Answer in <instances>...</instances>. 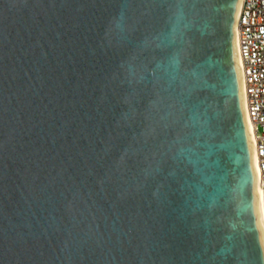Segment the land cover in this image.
<instances>
[{"label": "water", "instance_id": "water-1", "mask_svg": "<svg viewBox=\"0 0 264 264\" xmlns=\"http://www.w3.org/2000/svg\"><path fill=\"white\" fill-rule=\"evenodd\" d=\"M241 3L0 0V264H264Z\"/></svg>", "mask_w": 264, "mask_h": 264}, {"label": "built area", "instance_id": "built-area-1", "mask_svg": "<svg viewBox=\"0 0 264 264\" xmlns=\"http://www.w3.org/2000/svg\"><path fill=\"white\" fill-rule=\"evenodd\" d=\"M236 37L257 185L264 193V0H242Z\"/></svg>", "mask_w": 264, "mask_h": 264}, {"label": "bare ground", "instance_id": "bare-ground-1", "mask_svg": "<svg viewBox=\"0 0 264 264\" xmlns=\"http://www.w3.org/2000/svg\"><path fill=\"white\" fill-rule=\"evenodd\" d=\"M255 162V158H254ZM257 191H258V209L261 219V224H264V193L261 189L258 188L257 185Z\"/></svg>", "mask_w": 264, "mask_h": 264}, {"label": "snow or ice", "instance_id": "snow-or-ice-1", "mask_svg": "<svg viewBox=\"0 0 264 264\" xmlns=\"http://www.w3.org/2000/svg\"><path fill=\"white\" fill-rule=\"evenodd\" d=\"M261 228L264 229V224L261 225ZM249 232H253V243H255V235H254V229L253 228H249L248 229Z\"/></svg>", "mask_w": 264, "mask_h": 264}]
</instances>
